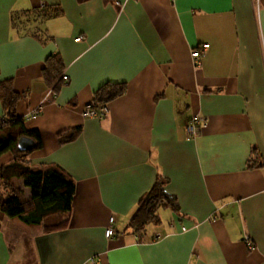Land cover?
<instances>
[{
  "label": "crops",
  "instance_id": "obj_1",
  "mask_svg": "<svg viewBox=\"0 0 264 264\" xmlns=\"http://www.w3.org/2000/svg\"><path fill=\"white\" fill-rule=\"evenodd\" d=\"M22 11L29 32L11 20ZM52 52L67 80L48 93ZM1 80L40 134L30 165L59 166L74 191L68 213L37 222L0 209V264H264V0H0ZM108 82L125 91L104 116H83ZM192 116L203 122L188 137ZM12 158L2 152L0 167ZM156 175L177 208L159 206L137 242L127 222ZM10 180L29 198L23 178Z\"/></svg>",
  "mask_w": 264,
  "mask_h": 264
},
{
  "label": "trees",
  "instance_id": "obj_2",
  "mask_svg": "<svg viewBox=\"0 0 264 264\" xmlns=\"http://www.w3.org/2000/svg\"><path fill=\"white\" fill-rule=\"evenodd\" d=\"M55 9L46 15L59 14ZM23 15V17H20ZM19 30L29 32L25 23L31 20V16L22 11L19 15L13 14L11 18ZM63 70V61L58 52L49 53L42 68V76L48 85L55 90L61 84L60 74ZM125 83H104L93 92L92 102L98 106L108 102L125 91ZM10 80L0 81V100L4 108V114L0 118V154L10 151L13 158L0 167V209L9 217L22 218L24 215L35 214L38 218L53 213L70 211V201L74 191L73 181L57 165L47 164L41 167H32L27 159L28 153L41 146L40 134L35 129H26L23 118L16 115V103L19 99ZM79 127H72L57 133L59 142L73 139L78 133ZM21 136L33 138L35 144L32 149L20 150L17 140ZM247 166L252 164L247 162ZM11 176L23 178L24 185L30 188V196L23 198L22 190L11 182ZM163 178L156 175L151 186L137 199L135 209L130 214L127 226L132 232L143 231L148 223L158 221L156 209L159 206H168L176 209V200L172 194L166 193L163 188ZM23 220L27 221V219ZM67 219L57 223L44 225V230H54L63 227Z\"/></svg>",
  "mask_w": 264,
  "mask_h": 264
},
{
  "label": "built area",
  "instance_id": "obj_3",
  "mask_svg": "<svg viewBox=\"0 0 264 264\" xmlns=\"http://www.w3.org/2000/svg\"><path fill=\"white\" fill-rule=\"evenodd\" d=\"M118 4H120L119 1H117ZM80 37H76V39H79ZM207 47V43H201L199 46L193 48L190 51V56L193 58L194 62H197V58L199 57L200 53L202 52V50H204ZM60 78H61V84L65 83L67 80V75L64 71L61 72L60 74ZM48 93L53 92V87L49 88ZM41 109V106L39 104V106L37 108H35L32 113L31 116H36L39 111ZM107 105L106 103H103L101 105H94L92 101L86 103L81 111V114L83 116H92V117H102L107 113ZM203 122V119L200 118H196L195 116H192L188 119V121L185 123L184 125V130H185V134L186 136L190 137L192 136L195 131L197 130L198 126L200 123ZM114 216L113 215H109L108 217V223L104 228V235L106 237L109 236H113L114 235V228H113V222H114ZM182 229V227H181ZM133 236H134V240L135 241H144V233L143 231H137V232H133ZM155 237H158V233H156L154 235ZM251 244L248 243V246H250ZM91 264H95L94 259L92 260Z\"/></svg>",
  "mask_w": 264,
  "mask_h": 264
},
{
  "label": "water",
  "instance_id": "obj_4",
  "mask_svg": "<svg viewBox=\"0 0 264 264\" xmlns=\"http://www.w3.org/2000/svg\"><path fill=\"white\" fill-rule=\"evenodd\" d=\"M34 144H35V142H34L33 138H31L29 136H21L17 140V147L20 150L32 149L34 147Z\"/></svg>",
  "mask_w": 264,
  "mask_h": 264
},
{
  "label": "rangeland",
  "instance_id": "obj_5",
  "mask_svg": "<svg viewBox=\"0 0 264 264\" xmlns=\"http://www.w3.org/2000/svg\"><path fill=\"white\" fill-rule=\"evenodd\" d=\"M60 216V214H55V215H52V216H49L47 219V221H51V220H53L55 217H59Z\"/></svg>",
  "mask_w": 264,
  "mask_h": 264
}]
</instances>
